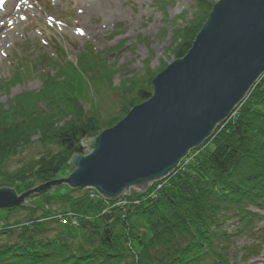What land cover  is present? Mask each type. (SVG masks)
<instances>
[{
	"label": "trees",
	"instance_id": "trees-1",
	"mask_svg": "<svg viewBox=\"0 0 264 264\" xmlns=\"http://www.w3.org/2000/svg\"><path fill=\"white\" fill-rule=\"evenodd\" d=\"M198 3L200 15L178 33L176 59L186 55L209 16L211 4L206 0ZM46 58L42 55L33 62L36 66L38 62L44 64ZM50 60L59 65L57 59ZM94 65L104 67L101 79L111 84L115 69L104 61ZM71 70L58 79L51 78L50 73L42 74L43 86L34 94L45 99L47 111L24 110L11 117L15 118L12 126H37L41 122L37 127L43 131L40 142L46 146L51 136L56 139V149L46 148L13 172L3 173L0 187L19 191L21 181L34 178L38 185L54 180L73 155L86 153L83 139L116 124L154 91V76L149 86L135 91L128 87L131 98L122 103L121 115L104 123L97 112H86L84 103L91 100L86 80L81 71L78 74L79 69ZM24 74L19 70L11 80L21 79ZM242 101L233 109L235 114L232 111L199 147L191 150L188 159L147 191L131 189L120 199L110 201L96 189L74 195L82 189L69 187L68 193L51 197L50 204L58 203L60 210H50L47 205L50 211L34 216L37 208L32 199L36 194L27 197L28 205L3 209L4 217L1 210L0 264H231L227 219L232 214L238 216V231L247 232L259 215L252 208L264 205V75ZM69 114L74 115L73 119L52 128ZM69 211L74 216L67 224L55 217L68 215ZM256 233L260 234L253 239L264 242V227L257 228ZM259 252L260 245L252 243L246 253L252 256Z\"/></svg>",
	"mask_w": 264,
	"mask_h": 264
},
{
	"label": "rangeland",
	"instance_id": "rangeland-1",
	"mask_svg": "<svg viewBox=\"0 0 264 264\" xmlns=\"http://www.w3.org/2000/svg\"><path fill=\"white\" fill-rule=\"evenodd\" d=\"M206 1L213 7L219 0ZM5 2V17L0 20V179L4 177L3 173L13 172L38 157L46 148L56 149V139L51 136L46 146L40 142L43 131L37 127L41 122L28 127L10 125L15 122V118H11L13 113H22L24 110L31 113L33 109L47 111L45 99L34 94L43 86L42 74L50 73L51 78L58 79L71 69H79L78 74L81 71L80 75L83 81L86 80L91 97L84 103L86 112H97L101 121L109 122L121 115L122 103L131 98L128 87L135 91L141 86H149L151 77H155L176 59L174 49L180 41L178 33L200 15L198 0H109L102 7L96 3H82L81 7L90 11L83 16L77 0H20L21 7L15 15L11 14L13 0ZM90 51L91 54H88ZM42 55L49 58L44 64L38 62L36 66L34 62ZM50 57L57 59L59 65L54 64ZM87 57L91 59L87 61ZM101 61L115 69L111 84L101 79L104 67L94 65ZM80 63L87 69L81 68ZM64 67L67 69L65 72L62 69ZM19 70L26 74L12 81ZM92 72L97 78L91 76ZM6 81L8 83L3 84ZM18 96L22 97L13 99ZM70 116L57 120L58 123L52 128H60L73 119L74 115ZM29 129L31 132H27ZM10 131L17 132L11 134ZM84 146L86 155L91 149H87L89 145ZM74 170L75 166L69 163L54 180L67 177ZM19 185V191L13 188L23 193L40 184L37 185L36 180L31 178L21 181ZM69 187L67 183H62L42 196L41 193H34L36 195L32 200L37 210L33 215L44 214L48 210L47 205L52 207L50 210H60L58 203L50 204L51 197L68 193ZM81 189L74 195L85 190ZM252 211L259 215L252 229L247 232L238 231V216L232 213L225 224L231 232L228 250L231 264H253L264 258V242L259 238L253 239L260 234L256 233L257 228L264 227V205L253 207ZM68 215L74 216V213L69 211ZM0 225H3L2 222ZM252 243L260 245V252L250 256L246 252Z\"/></svg>",
	"mask_w": 264,
	"mask_h": 264
},
{
	"label": "water",
	"instance_id": "water-1",
	"mask_svg": "<svg viewBox=\"0 0 264 264\" xmlns=\"http://www.w3.org/2000/svg\"><path fill=\"white\" fill-rule=\"evenodd\" d=\"M264 74V0H219L184 57L152 80L153 94L83 145L75 170L21 194L0 187V211L67 183L116 201L171 173L222 123ZM35 207V205H33Z\"/></svg>",
	"mask_w": 264,
	"mask_h": 264
},
{
	"label": "bare ground",
	"instance_id": "bare-ground-1",
	"mask_svg": "<svg viewBox=\"0 0 264 264\" xmlns=\"http://www.w3.org/2000/svg\"><path fill=\"white\" fill-rule=\"evenodd\" d=\"M78 1V6L80 7L79 9H81L80 10V12H81V16H83V15H85V14H89L90 13V11H88L86 8L84 9V8H82L81 7V5H82V3H84V4H86V3H90V4H94V3H96L98 6H100V7H102V6H104V4L106 3V2H108L109 0H77ZM21 7V3H20V0H13V7H12V12H11V14H13V15H15V13L17 12V10H18V8H20ZM4 8H5V3L3 4V6H2V10L0 11V20L3 18L4 19V14H5V12H4ZM10 21V20H9ZM8 23V22H7ZM0 36H1V34H0ZM253 264H264V258H262V259H260V260H257V261H255V263H253Z\"/></svg>",
	"mask_w": 264,
	"mask_h": 264
},
{
	"label": "built area",
	"instance_id": "built-area-1",
	"mask_svg": "<svg viewBox=\"0 0 264 264\" xmlns=\"http://www.w3.org/2000/svg\"><path fill=\"white\" fill-rule=\"evenodd\" d=\"M63 221L66 222V219H64Z\"/></svg>",
	"mask_w": 264,
	"mask_h": 264
}]
</instances>
